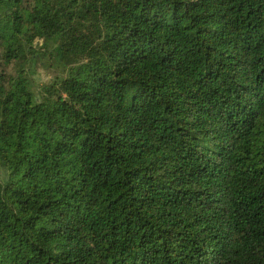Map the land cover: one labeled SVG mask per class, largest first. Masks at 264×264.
I'll return each mask as SVG.
<instances>
[{
  "label": "trees",
  "instance_id": "1",
  "mask_svg": "<svg viewBox=\"0 0 264 264\" xmlns=\"http://www.w3.org/2000/svg\"><path fill=\"white\" fill-rule=\"evenodd\" d=\"M0 264H264V0H0Z\"/></svg>",
  "mask_w": 264,
  "mask_h": 264
},
{
  "label": "rangeland",
  "instance_id": "2",
  "mask_svg": "<svg viewBox=\"0 0 264 264\" xmlns=\"http://www.w3.org/2000/svg\"><path fill=\"white\" fill-rule=\"evenodd\" d=\"M39 74L37 75L36 79L39 84L50 82L53 74L49 71H45L43 68L39 69Z\"/></svg>",
  "mask_w": 264,
  "mask_h": 264
}]
</instances>
